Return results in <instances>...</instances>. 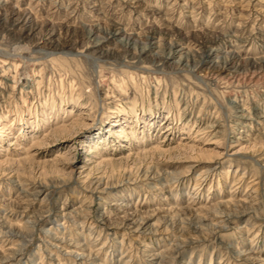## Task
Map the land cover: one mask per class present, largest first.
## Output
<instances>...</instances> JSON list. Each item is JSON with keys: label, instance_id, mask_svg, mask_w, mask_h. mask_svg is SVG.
Returning <instances> with one entry per match:
<instances>
[{"label": "rangeland", "instance_id": "rangeland-1", "mask_svg": "<svg viewBox=\"0 0 264 264\" xmlns=\"http://www.w3.org/2000/svg\"><path fill=\"white\" fill-rule=\"evenodd\" d=\"M0 264H264V0H0Z\"/></svg>", "mask_w": 264, "mask_h": 264}, {"label": "bare ground", "instance_id": "bare-ground-1", "mask_svg": "<svg viewBox=\"0 0 264 264\" xmlns=\"http://www.w3.org/2000/svg\"><path fill=\"white\" fill-rule=\"evenodd\" d=\"M175 53H176V51H175Z\"/></svg>", "mask_w": 264, "mask_h": 264}]
</instances>
